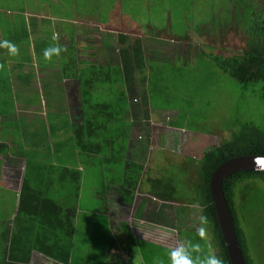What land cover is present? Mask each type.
Returning <instances> with one entry per match:
<instances>
[{
  "label": "rangeland",
  "instance_id": "obj_1",
  "mask_svg": "<svg viewBox=\"0 0 264 264\" xmlns=\"http://www.w3.org/2000/svg\"><path fill=\"white\" fill-rule=\"evenodd\" d=\"M43 5L48 7L44 9L45 16L40 23L43 33L38 37L30 36L34 46L31 58L40 66L56 68L62 53L52 54L47 60L43 56L44 49L61 47V37L55 34L53 26L58 25L69 31L73 26L69 21H54V17L72 19L77 14L78 18L94 16L105 24L120 21L133 32L154 37L161 35L164 41L167 39L166 43L152 45L145 42L141 46L143 61L139 68L145 90L137 92L146 96L150 107L161 120L155 123L160 136L156 144L158 149H153L147 155L150 168L146 169L142 186H146V190L154 192L170 207L165 214L169 216V213H173L180 241L200 245L199 251L193 253L197 264L213 255L220 259L211 226L208 222L201 225L199 221L203 215L199 172L203 164L202 156L212 144L231 139L245 125L246 129L256 127L264 132V99L259 95L260 84L244 87L222 71L214 56L224 58L246 48L245 28L253 19L255 10L262 9L264 12V0H0V7L9 11H0L3 36L9 33L10 27L7 25V28L4 21L13 18L17 37L22 38V25L25 18H29L24 12H42ZM110 47L106 49L112 53L105 50V54L107 52L111 54L110 57L117 58ZM67 55L68 59L62 56V64L72 60L69 52ZM4 60L0 56V70L4 68ZM96 70H99V66H96ZM102 71L106 75L98 76L92 90V103L108 102L110 110L117 106L118 99L125 93V80L114 63ZM97 105H84V112L97 114L102 109ZM112 113L114 110L109 115ZM123 115L120 110L115 116L98 118L103 121L94 120L92 124L97 126L102 122L104 126L108 124L111 130L125 128L131 134L136 129L132 123L124 121ZM10 118L8 116L2 127L6 135H14L15 144L21 145L25 138L23 141L17 130L12 131L16 123L12 125ZM118 119L121 121H115ZM162 125L175 127V131L168 137V133L162 131ZM82 128L87 129V125ZM180 128L191 136L193 142L190 149L180 151L177 148L178 151H174V143L172 148H164L169 140H177ZM96 131L103 130L99 127ZM81 132L68 138L62 137L63 146L60 145L61 149L58 150L55 147L61 138L54 133L50 140L39 142L45 145L41 150L38 147L33 150L30 142L25 141V147L30 149V153L26 148L21 149L25 150L27 160L25 180L29 187L40 192L42 198L59 205L62 209L59 216L68 219H64L66 225L60 229L55 225L54 216L18 210V195L0 189V264H12L13 253L14 256L39 255L45 264L58 263L60 260L44 254L41 248L56 246L60 239L64 246L70 248L69 262L63 264H113L115 260L123 258L122 252L114 248L122 240L136 249L130 234L120 233L117 223L108 227L106 214L109 205L102 197L104 187L109 189L112 186L109 182L112 177L124 183H138L141 177L138 169L126 166L123 160L129 145L121 142V149L117 153L108 154L102 144V134L97 139L101 143L100 149L87 153L76 145ZM74 146L78 149V155L70 154ZM108 158L111 159L107 161ZM106 166L110 170L107 171ZM147 177H157L159 182L171 184L173 192L149 189V185L144 183ZM234 193L248 254L253 264H264V180L258 178L239 183ZM201 226L205 229L203 237L197 231ZM156 254L164 255L165 252L156 251ZM136 260L139 261L138 258Z\"/></svg>",
  "mask_w": 264,
  "mask_h": 264
},
{
  "label": "crops",
  "instance_id": "obj_2",
  "mask_svg": "<svg viewBox=\"0 0 264 264\" xmlns=\"http://www.w3.org/2000/svg\"><path fill=\"white\" fill-rule=\"evenodd\" d=\"M47 8L43 5L41 6L42 12L32 13L29 10L26 13L24 12V15H29V18H25L26 21L22 25V38L17 37L18 33L16 34V30H14L13 18L8 22L4 21L6 26L10 25L8 34L3 36L0 27V41H11L19 49V54L12 56L7 48L0 47V56L6 59L4 60V68L0 70L2 72L0 74V189L8 192L13 191L19 197L22 181L26 177L27 170L25 150H21L26 148L25 141L30 142L33 150H36L37 147L41 150L43 147L45 148V145L39 142L50 140L51 135L54 133L60 135L61 138L57 142L58 146L55 147L58 150L61 149L60 145L63 146L62 137L68 138L73 135L75 126L86 122L87 129H83L82 133L86 137L87 153H95L97 149H100L101 143L97 139L102 134H104L102 144L107 148L108 154L117 153L121 149V142H123V144L129 145V150L124 152L125 165H131L134 169H138L141 176L137 184L133 181L125 183L121 180L116 181L113 180V177L111 180L109 179L112 186L109 189L104 187L105 189L102 191L103 201L109 205L106 214L109 221L108 227H112L117 223L120 233L130 234L137 249L135 263L170 264L167 253L180 241L179 230L175 227L174 215L172 212L169 213V216L165 214L166 217L163 218H166L168 224L158 222L155 218V215H158V209L166 213L170 207L164 204L163 200L154 192L146 190V186H142L146 169L150 168V159H147V155L149 152L151 154L153 149H158L156 144L160 136H158L159 132H156L155 123L161 122V120L155 115L149 101L140 94L145 88L142 84L139 66L126 67L123 61L125 55L122 52L124 51V43L130 44L136 38L140 39L141 44L151 42L152 45L166 43L167 39L164 41L161 35L154 37L151 34L133 32L128 27H124L120 21L105 24L94 16L78 18L77 14L72 19L54 17V21H57V19L69 21L73 26L70 31L68 29L64 30L63 27L58 25L53 26L55 34L61 37V48L64 49L61 52L64 55L61 53L59 56L56 68L51 66L48 68L46 65L40 66L31 58L32 54L34 55L31 52L34 46L32 47L30 36L35 35L38 37V35H42L40 23L43 22L44 9ZM0 11L4 13L7 9L0 7ZM7 12L9 13V11ZM118 34L126 35L123 44L119 43ZM41 38L42 36L39 39ZM106 47L113 49L114 53L117 54V58L110 57L111 54L107 53L110 51ZM105 50H107L106 54ZM66 51L73 58H70L71 61H66L65 65L61 62L63 60L62 56L68 59ZM186 54H189V52ZM126 56H128L127 53ZM113 63L119 67L121 75H124L126 68L134 69V82L131 83V89L135 92L131 96L128 95V84L124 81L125 93L122 94L123 98L118 99L119 103L116 104L118 107L109 110L111 105L104 102L100 105L102 109L97 114L84 112V105L88 107L96 105L95 101L92 103L93 99L91 98L96 82L92 80L89 86L87 84L86 97H83L82 82L84 78L89 74L95 77L94 64L104 70L109 64ZM105 73L102 71V76ZM137 90L142 91L138 93ZM8 105H10V109ZM124 106L126 108H123ZM113 110L114 114L109 115V112ZM120 110L121 113H124V121L132 123L133 128L135 127L136 130L133 133L129 134L125 128L123 130L117 129L118 127L111 130L108 124L104 126L102 122L97 126L92 124L94 120L103 121V119H98L101 117L109 119ZM8 116L11 117L12 125L16 123L12 131L17 130L19 138L21 137L23 141L25 138L21 145L15 144L14 135L11 134V137H9L5 133V128L2 127ZM99 127L103 130L102 132L96 131ZM162 127V131L167 132L168 137L171 136L172 131H175V127L167 125H162ZM180 129L181 133H178L177 140L176 138L173 141L169 140L164 148H172L171 145L174 143V151H178L177 148L180 151L183 148L184 150L190 149L191 142H193L191 136L183 128ZM62 133L63 135H61ZM27 137H30V139L27 140ZM26 151L30 153L29 148H26ZM73 153L78 155V149L75 146L74 151H71L70 154ZM109 159L111 158H108L107 161ZM108 163L106 162V164ZM105 169L108 171L110 167L106 166ZM144 183L149 185V189L157 190V192L162 190L161 192L172 193L174 190L171 184L161 183L157 177H147ZM122 242L114 248L117 249L116 251L122 252V259H127L130 247L126 240H122ZM161 250L165 254L158 256L156 251ZM153 254L154 256H152ZM12 255V264L24 263L22 256H14V253ZM137 258L140 263L136 260ZM25 264L45 263L43 257L28 254V262ZM51 264H63V262H52Z\"/></svg>",
  "mask_w": 264,
  "mask_h": 264
},
{
  "label": "trees",
  "instance_id": "obj_3",
  "mask_svg": "<svg viewBox=\"0 0 264 264\" xmlns=\"http://www.w3.org/2000/svg\"><path fill=\"white\" fill-rule=\"evenodd\" d=\"M245 34L247 38L246 48L244 50L233 55L225 56L224 58H219L218 56H214V58L222 71L229 74L244 87L260 84L261 89L259 95L264 99V12L262 9H257L253 12V19L249 22L248 27L245 28ZM125 37L126 35L118 34L119 43L123 44ZM141 46L142 44L139 38H136L132 43H127V46H124V51L122 52L125 55L123 61L126 67L131 66L134 68L135 65H141V61H143V50ZM126 53L128 56H126ZM96 66L98 67L97 64H94L95 77H92V75L89 74L82 82L83 97H86L85 92L87 91V84L89 86L92 80L96 82L98 76H102V68L99 66V70L97 71ZM133 71L134 69L126 68L123 75L125 82L128 84L127 92L130 96L133 92V89H131V83L134 82ZM105 75L106 74L103 76L105 77ZM144 98L146 99V96H144ZM100 105L101 104L97 105L98 108H101ZM246 126L247 125L243 126L238 133L233 134L231 139L223 140L218 144H212V146L203 153V164L199 169L202 180L200 189L202 213L207 217V222L211 226L214 242L218 248V255L220 256L222 264L231 263L216 220L215 210L209 190V180L214 169L228 158L245 154L264 156V132L256 127L246 129ZM82 127H86V122L81 123L79 126H75L73 132H81V130H83ZM80 134L81 136L79 135L76 145L84 151H87L86 137H84L82 132ZM258 178L264 180V172L246 170L234 172L228 175L222 182L223 194L232 215L234 228L246 264H253V261L248 254L245 237L239 225V218L234 200V190L239 183ZM40 195L41 194L38 190L29 187V184L24 178L19 193V205L17 206V209L36 214L42 213L43 215L49 213L48 215L54 216L55 225L59 226L60 229H64V226L66 225L64 219L67 220L68 218L66 216H63L62 218L59 216V213L62 211L61 207L55 204L52 200L42 198ZM157 213L158 215H155L156 220L158 222L167 223L165 220L166 218H163L166 217L165 211L163 212V210L158 209ZM64 245L65 244L60 239L59 244L57 243L56 246H52L48 249L43 247V249L41 248V251L44 254L52 255L55 259L60 260V262L67 263L69 261L70 248ZM136 255L137 249L130 247L128 258L115 260L113 264H137L135 263ZM21 258L24 260L23 264L28 262V254Z\"/></svg>",
  "mask_w": 264,
  "mask_h": 264
},
{
  "label": "water",
  "instance_id": "obj_4",
  "mask_svg": "<svg viewBox=\"0 0 264 264\" xmlns=\"http://www.w3.org/2000/svg\"><path fill=\"white\" fill-rule=\"evenodd\" d=\"M246 170L264 172V156L245 154L228 158L214 169L209 180L216 220L231 264H246V262L236 235L230 209L223 194L222 182L228 175Z\"/></svg>",
  "mask_w": 264,
  "mask_h": 264
},
{
  "label": "clouds",
  "instance_id": "obj_5",
  "mask_svg": "<svg viewBox=\"0 0 264 264\" xmlns=\"http://www.w3.org/2000/svg\"><path fill=\"white\" fill-rule=\"evenodd\" d=\"M55 39V37H53ZM0 47L7 48L8 52L12 56H17L19 54V49L17 45L8 40L0 41ZM64 49L61 47H50L43 51L44 58L50 59L52 54H59ZM260 159V158H257ZM201 225L207 223V217L201 215L199 217ZM199 236L203 237L205 235V229L203 226L198 228ZM200 245L198 243H192L190 241H178L176 246L171 248L167 255L170 264H197V260L194 258L193 253L198 252ZM200 264H222V261L216 256H209L200 261Z\"/></svg>",
  "mask_w": 264,
  "mask_h": 264
},
{
  "label": "flooded vegetation",
  "instance_id": "obj_6",
  "mask_svg": "<svg viewBox=\"0 0 264 264\" xmlns=\"http://www.w3.org/2000/svg\"><path fill=\"white\" fill-rule=\"evenodd\" d=\"M209 39H210V38H209ZM243 50H244V49H243ZM222 51H223V50H222ZM222 51H221V52H222ZM240 52H241V51H240ZM236 53H239V52H234V54H236ZM229 55H230V54H229ZM229 55H227V56H229ZM232 55H233V54H232Z\"/></svg>",
  "mask_w": 264,
  "mask_h": 264
}]
</instances>
